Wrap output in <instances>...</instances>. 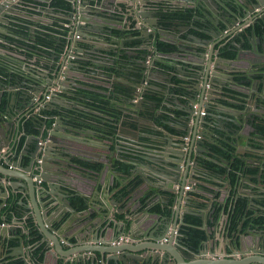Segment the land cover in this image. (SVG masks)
I'll list each match as a JSON object with an SVG mask.
<instances>
[{
	"label": "water",
	"instance_id": "obj_1",
	"mask_svg": "<svg viewBox=\"0 0 264 264\" xmlns=\"http://www.w3.org/2000/svg\"><path fill=\"white\" fill-rule=\"evenodd\" d=\"M72 1L70 6L71 11L67 13L69 15L68 20L70 21L71 31L66 32L68 35L64 43H62V40L59 42L63 50L59 53L54 48L53 54L50 55L52 61H42L37 64L32 61L39 68L35 71L38 76H34L40 81L39 84L32 86V90L37 93L40 90L42 93L47 94L54 86L58 87H54L56 89L51 92V99L45 102V106L41 108L48 112H53L48 116L54 118V122L49 126L47 120L39 119L38 125L40 124V128L38 135L28 133L23 120L17 118V114L24 109L26 103L23 104L22 102L21 104L22 100H16L15 96H10L11 106L7 108L6 124L13 130V136H16L15 143L20 141L22 135L25 136V144L18 155L19 157L21 153L30 155V170L37 159H41V172L39 175L43 181L48 183L47 187L42 186L38 188L35 184L32 187L29 179L22 177L23 181L20 185H11L14 190L24 194L20 198L21 208L19 211H12L15 214V221H19L18 215L20 212L24 213L23 215L36 214L37 221L35 222L37 229L41 235V241L45 244V257L48 255L53 256V264H58V255H62V259H67L66 263L86 264L84 257H87L88 253H90L91 263L96 264L97 252L101 253L100 259L102 264H141L143 261H149L150 264H181L182 260L184 262H186V259L195 260L197 254H201L205 258L208 253L214 251L213 247L210 249L204 247L209 240H202L200 246L197 248L193 246L188 247L183 240L184 235L181 231L186 224V216L188 214L200 216L208 231L209 223L208 221L206 223V220L213 221L212 215L216 210L211 204L212 213L206 219L204 212L194 211L190 208H199V205L193 202L196 199L194 200L191 196V192L202 190L210 193L208 190L209 186L205 182L219 179L209 173V169L202 161V158L207 157L208 153H210L206 147V140L211 141L212 139L208 138V136H214L215 134V132L206 134L204 131L207 129L206 123L208 120H211L213 124L220 126L225 124V122H220V118L225 120L231 119L235 127H229V132L232 134L234 145H237L239 138L242 136L246 139L245 144L247 147H253V144H262L263 133L255 125V121L257 118H260L264 122V89L261 91L256 90L257 83H261L264 86V42H262L264 36H257L254 29H250L249 31L244 29L239 32L238 25L242 24L240 28H243L244 23L255 25L261 22L264 25V0H232V2H229V0H185L200 5L204 10V14L210 19L212 25L208 23L204 24L205 27L201 30L211 37L202 38L194 33H188L186 34L187 38L192 39L195 43L188 46L179 38L174 41L169 40L170 43L176 46V49L163 53H160L156 49L151 37L157 33L164 34L166 33L165 30H181L183 23L176 21L174 26L168 27L162 22V15L159 12L161 9V3L159 2L161 0H113L116 4L113 5L111 12L119 13L126 17V22L128 23L127 29L134 28L139 30V35L132 36V38L140 41L146 47H151L152 49L155 47L156 54H154L155 57H152L151 60L146 58L148 56L146 53L139 54V51L134 47L125 46V39H120L111 30V28H116V26H109L110 24L105 23L106 21L112 22L113 19L109 16H100L98 6L103 0H100V3H97L95 7L91 6V2L96 0ZM153 1L158 3L156 4ZM173 3L175 4V1ZM27 5H34V3L30 0H0V42L8 41L9 35L14 36L16 28H13L12 23L18 21L17 17L20 16L18 10ZM165 10L167 9L164 8ZM178 23L179 25H177ZM227 28L235 29L234 32L239 36V41L232 42V44L239 47L235 59H225L220 50L217 49L219 43L225 41L226 37H229L233 33L227 34L225 32ZM31 30L35 32L36 29L32 28ZM71 32H73V36H71ZM98 35H108L109 40L115 39L113 41L116 44L120 42L121 48L127 47L129 49L123 52L130 54L132 58L129 59L128 57L127 59H123L124 61L122 62L118 58V54L113 46L100 48V52L97 53L100 46L98 42L85 41V43L91 45V48H83L80 45L84 42V38L100 41L101 37ZM81 36H83V39H81ZM32 37L34 36L32 35ZM249 43L251 44V48L245 49V46L249 45ZM211 44L213 45L210 47ZM0 49L2 50L3 48L0 46ZM181 51L184 52V56L188 57L189 62L185 63L183 60L172 59L169 62H173V64H169L166 62L168 61L167 58H162L163 55L173 53L178 55ZM185 52L187 53L185 54ZM9 53L12 55L16 54L10 51ZM87 54H92L90 59L87 57ZM99 55L108 61L107 64L99 63V68L103 73L100 75L111 83V91L114 92L116 89L114 87L115 80L125 79L128 87L132 89L129 94L124 93V96L127 97L125 103H129L126 107L121 108L125 117L127 118L128 115L135 117L138 129L148 128L150 131L155 130L157 132L148 133L140 130V134H135V138L138 141H140L141 135L153 139V147L145 145H138L137 147L126 146L138 160L141 159L136 162L137 164H134L133 173L139 171V164H141L150 170L147 172L148 174L157 177L149 179L147 173H142V181L138 185H130L129 188H126V192H131L128 201H133L137 193L142 191L139 187L144 182H147L149 189L153 190L154 188L156 192L159 190L165 194L163 203L167 205L170 213L167 216L157 213L158 217L154 220L149 219L152 213L143 209L141 212L143 216H146L145 219H142L143 216L137 219L132 216V228L128 234L122 229L124 223H126L125 221H122V224L117 222V228L116 226H111L108 222L102 229L99 226L95 231L96 236H100L101 231H103L104 241L92 244L91 247L80 244L82 247L87 248L68 252L61 243V234L58 233V229L52 226L47 219L49 214L45 207L52 201L45 205L43 202L58 197V201L60 202L58 204H63V207L68 206L70 211L74 213L78 211L73 206L72 197H83L82 199L87 206H93L94 204V201L88 195L81 192L71 195L64 192L62 187L63 185L68 186L71 183L70 176L75 171V168H82L81 163L73 162V152L76 151L80 154L78 158L80 161L84 160L92 163L95 161L93 159L95 156L102 157V154L93 152L91 147L100 146L104 148L103 145L98 143L106 144L101 140L102 137L98 131L71 125L60 110L63 108H77L83 111L94 112V109L78 103L71 97L76 95V89L82 87L83 83L80 81L85 80H78L77 78L80 75L82 76V74L84 77L86 76L88 66L91 68L95 67V65L89 62H93L95 57L98 58ZM245 55L250 56L247 67L228 70V64L244 58ZM28 61L31 62V60ZM166 66H168V69ZM184 66L186 67L184 68ZM114 70H117L120 75L118 72H114ZM71 71H77L78 75H69ZM92 73L94 74V72ZM180 73H183V76H179ZM234 73H246L250 80H237ZM173 75L180 79L179 83L173 80ZM238 75L240 76V74ZM74 76H77V78H74ZM51 80L56 84H53ZM236 86H240L245 90H240ZM226 88L235 92L240 91L248 96L245 99L246 107L244 111L240 114L232 113V115L237 116L236 118L226 117L223 114L227 111L224 109V105L220 103V100L227 99V94L229 93L225 90ZM251 90L257 91V95H251L249 92ZM182 98L186 99V102ZM259 101L261 102L259 103ZM195 103L199 104L196 109L194 108ZM251 103H255L256 110H259L254 115L250 107ZM179 105L182 106L179 107ZM204 107L206 113L203 115L201 112ZM215 108L219 110V114L212 112ZM177 109L181 110L179 115L176 112ZM54 110H59V112H54ZM165 114L168 117L164 119V122L168 124L169 128L158 123V117ZM242 115H244V121L241 120ZM147 125L150 127H147ZM155 126L157 127L155 128ZM199 127H203L204 132H200ZM199 135L200 137H197ZM0 136L1 151L4 146H8V142L10 141L7 133L2 130L1 126ZM43 137L44 142L42 143ZM186 137H189V140ZM119 144L122 150L125 145L122 142H119ZM9 149L11 151L15 150V146L13 145ZM2 154V159L13 163L8 156V152ZM217 161L226 164V166H229L230 163L224 158H219ZM259 163L264 164V161L260 160ZM12 165L13 167L16 166L14 163ZM20 167L23 169L21 165ZM104 167H110V165L105 163ZM90 170L94 171L92 168ZM230 172L231 168H228V175ZM116 176L124 177L127 175L115 172ZM50 177L53 178V183H50ZM203 184L206 188L203 187ZM187 185L191 187V190L190 188H186ZM133 190L136 192H133ZM0 193L2 205L8 204L7 196L4 195V193H8V190L6 192V188L1 180ZM252 194L254 195V193H250V198H252ZM25 195L28 196L26 201L23 200ZM61 195L64 197H61ZM121 195L122 198L127 197L125 196V191ZM111 201L113 203L118 202L116 198H112ZM253 202V199H250L249 204L251 207H254ZM113 203L107 200L104 201L99 207L100 213L104 214L105 217L111 216L113 213L111 208ZM102 222L103 218L99 217L97 221H93V224H101ZM134 223L137 224V230L142 231L145 239H147L145 240L147 244L144 243L138 248L134 247V241L131 243L132 246L127 244L130 242H126L125 240L119 242V237L121 236L128 235L131 239L135 237L136 230L133 227ZM112 229H114L113 234L109 233ZM25 232L29 233L27 228H20L19 233L17 226H11L7 229L1 227V248H4L8 240L16 238L18 245L8 249L12 252L17 251V249H23ZM255 232L257 233V238L254 237L255 243L249 242L245 244L249 251L254 250L255 247L261 248L260 241L264 239L262 236L263 232L260 230H256ZM243 237H246V235ZM54 246L55 248L58 247L57 252L59 254L53 249ZM242 247L243 243L241 241L239 247L235 249L239 251ZM59 248L62 251H59ZM144 250L146 252H143ZM260 251L264 254V244ZM9 257L18 258L21 264H41L39 261H35L33 257L31 258V255L29 256V254L22 251L16 253L10 252ZM189 264L220 263L207 260L201 263L193 262Z\"/></svg>",
	"mask_w": 264,
	"mask_h": 264
},
{
	"label": "crops",
	"instance_id": "obj_2",
	"mask_svg": "<svg viewBox=\"0 0 264 264\" xmlns=\"http://www.w3.org/2000/svg\"><path fill=\"white\" fill-rule=\"evenodd\" d=\"M34 3V5H27L23 8H20L18 10L20 16L17 17L18 21L13 22V28H16L14 31V36H8V41H1L0 46L3 48L0 49V64H4L5 70H8L10 76H3L0 74V110L2 105V99L7 98L5 102V107L2 112L0 113V126L2 127V130L7 133L8 138L10 141L8 142V146H4L0 151V180L4 184L6 188V192L8 190V193H4V195L7 196V203L16 202V204L21 207V197L24 195L19 191H16L12 188L11 185H20L23 181L22 177H27L30 181V185L33 187V184H35L38 188H41L42 186H48V183L43 181L39 182L38 180L34 179V175L38 172L34 171L33 167L30 170V155H26L21 153V156L19 157L18 153L21 151L23 145L25 144V136H21L20 141L16 142V136H13V130L11 127L7 126V108L11 106L10 104V96H15L16 100H22L21 104L23 102L26 103L24 105V109L17 114V118L23 120L24 124L27 123L29 120V123L32 122V118L34 116L40 117V112L42 111L41 106L39 105L40 101L36 100L37 97L36 94L40 95L41 98H43L46 93H42L40 90L39 92H34L32 90V86L34 84H39L40 81L35 78L34 75L38 76V74L35 72L36 69H39L37 66H35L32 61H34L36 64L38 62H49L52 61L51 56L54 52V48L58 45L60 40H63L64 38H67L66 32H70V21L68 20L69 15L68 12L71 11L70 8L66 7H60L57 6V4L53 3V0H30ZM70 3L73 2L72 0H68ZM78 2H81L83 0H77ZM113 0H103L102 3H100V0L92 1L91 6L95 7L97 3H100L98 6V12L101 14L100 16H109L113 19V21H106L105 23L110 24L109 26H116V28H111V30L120 37V39H125L124 44L125 46H132L137 51L141 53H146L148 55L147 59L154 58V54H156L155 47L153 49L151 47H146L145 45L141 44L140 41H135V39L132 38V36L139 35V30L130 28L127 29L128 23L126 22V17L124 15H121L119 13L111 12L113 5L116 4ZM117 1V0H116ZM175 1V4L173 3ZM154 3H158L156 1H153ZM160 6L166 7L170 6L171 8H182V9H192V18L196 17V13H199L205 17V22L210 23L211 21L209 18L204 14V10L202 11L201 6L197 5L196 3H192L190 1L185 0H161ZM215 16V15H214ZM199 20L200 23L202 20ZM247 20V19H246ZM203 22V23H205ZM104 23V24H105ZM103 24V23H102ZM195 24V23H194ZM211 24V23H210ZM133 25V24H132ZM179 25V24H177ZM212 25V24H211ZM242 25V24H241ZM240 24L238 25L239 32L243 31L244 29L250 30L253 29L254 25L250 24H243V28H240ZM38 26V27H36ZM201 27L197 25H193L192 19H188L187 24H183V27L181 30H165L166 33L159 34L151 37V40L153 41V44L155 46V39L159 38V40L163 42L170 43L169 40L174 41L175 39H180L181 41L185 42L188 46L195 43L192 39L190 40L187 38L186 34L188 33H194L197 31H200V34H197L201 36L202 38H210L211 36L203 32L201 29L205 26L200 25ZM32 28L36 29L35 32H32ZM250 28V29H249ZM235 30V29H234ZM234 30L227 28L225 31L227 34H230L229 37H226L225 41H222L217 46V49L220 50L226 45V43L231 40L232 42L239 41V36L237 33L234 32ZM241 30V31H240ZM71 36H73V32L70 33ZM32 35L34 37H32ZM92 36V35H91ZM100 41H93V39L84 38L81 36V39L84 40L80 45L83 48H91L90 44L85 43V41H91L95 43H99L98 52H100V48L104 47H112L117 48L115 46L121 47L120 42L118 44L115 43V39H110L109 36H101ZM246 36V35H245ZM258 36V35H257ZM264 36V35H263ZM46 38L47 42L51 41L52 48L50 45L43 46L44 43H41L40 38ZM247 37V36H246ZM262 37V36H261ZM109 42H107V41ZM214 40V39H213ZM132 41H135V44H131ZM216 41V40H215ZM264 42V40H263ZM172 44V43H170ZM174 45V44H173ZM213 44L210 45V47ZM236 46V47H235ZM234 47L237 48L239 51V47L235 45ZM44 47H47L44 48ZM50 47V48H49ZM176 47V46H175ZM146 48V49H145ZM251 44L245 46V49H250ZM6 49V50H5ZM128 48L125 47V50ZM10 52L16 53L15 55H12ZM164 51H160V53H163ZM168 52V51H166ZM184 52L181 51L180 54L175 55L168 54L163 55L162 58H167L168 61H166L169 64H173V62H169V60H183L186 62H189L188 57L184 54ZM187 52H185L186 54ZM238 53V52H237ZM92 54H87V57L90 59ZM162 56V55H160ZM223 56V55H222ZM237 56V55H236ZM234 58H228L223 56L225 59H235ZM249 55H245L244 58L240 60H235L232 64H228V70L234 69H243L249 65ZM36 59V60H35ZM28 60H31L28 61ZM95 61V62H94ZM165 61V59H164ZM32 63V64H31ZM90 64L95 65V67H87L86 71L87 74L84 77L80 75L78 78L77 76H74V78H77L78 80L85 79L84 81H80L82 84V87L78 88V92L80 90H86L89 94L99 97L100 99H103L104 102L108 104L107 107L109 109L114 108L116 110V115L112 116L108 113L110 111L108 109H105L104 111L100 109H94V112H89L94 117L91 122L94 120L95 122L102 123L107 122L106 127L112 126L114 127V131L111 132L109 128H107V131L100 132L103 142L106 144L103 145L104 148L100 146H96L95 148L91 147V150L93 152L102 154V157L93 158L95 161L92 163H101L102 167L99 170H90L91 167L85 166L81 163V161L78 159L80 154L78 152H73L72 160L74 163H78L82 166V168H75V171L71 174V183L67 185H63L64 192L69 193L71 195H76L78 192H81L85 195H88L91 200H93L94 204L93 206H87L84 208H80L78 204L74 203L73 206L77 208V213L71 212L69 207H63V204L58 201V197H56L53 200H45L43 204H47L50 201L49 205H46L45 209L48 211V221L49 223L58 229V233L61 234V243L65 250L68 252L77 251L82 248L80 244H84V246L91 247L92 244H97L101 241H104L105 237H103V231H101L100 236H96V229L99 228V226L102 227L105 226L108 222L111 226L115 227L117 222H120L122 224V221H125L123 226V231L125 233L131 232V223H132V216L136 219L139 218L142 215L143 209H146L150 213L149 219H157V213L164 214V216L168 215V213H165V211L169 210L167 208V205L163 203L165 199V194L161 193L159 190L157 192L153 188V190L149 189L147 182H144L143 185L139 188H141L142 191H139L136 195V197L133 199V201H128L130 198L131 192H126V187H130V183L134 179H137L138 182L133 183L131 185H138L142 180L141 176H143L142 173H147L150 170L143 165L139 164V171L133 173L134 164H137L136 162L140 161L141 159H137V157L129 151L126 146L128 147H137L138 145L142 146H151L153 147V139L146 137L144 135H141L140 141H138L135 138V134H140V130L142 132H148V133H157L155 130L150 131L148 128H137L136 126V120L135 117H131L130 115L127 116V118L124 115V112L121 110V108L126 107V105H129L125 103L127 100V97L124 96V93L119 89L117 86L115 87V91H111V83H109V80L103 78L100 74L102 73V70L99 68L100 64L104 63L103 57L99 55V57H95V60L90 61ZM100 63V64H99ZM89 65V64H88ZM161 65H164L161 63ZM86 66V65H85ZM168 67V66H166ZM186 66H184L185 68ZM94 72V74L92 73ZM96 73V74H95ZM78 75L77 71H71L69 72V75ZM240 74V76L238 75ZM256 74H262V73H256ZM46 75V74H45ZM12 76V77H11ZM179 76H183V73H180ZM234 76L237 80L244 79V80H250V78L246 75V73H234ZM56 80V79H55ZM114 80V79H112ZM173 80L176 82H180V79L173 75ZM52 81V80H51ZM53 84H56L54 81H52ZM115 82L119 83H125L127 84L126 79L125 80H115ZM177 82V83H178ZM57 87V86H54ZM50 89L48 93L53 92L56 88ZM237 88L242 89L240 86H236ZM58 88V87H57ZM264 89V86L261 83L256 84V90L261 91ZM24 90L23 92H21ZM227 90L229 94H227V99H221L220 103L224 105V109L226 113H223L226 115V117H232L236 118L237 116L232 115V113H238L240 114L242 111H244L246 107L245 99L248 98L246 94L241 93L240 91H231L230 89ZM251 95L254 96L257 95V91H249ZM22 93V94H21ZM80 94V92H79ZM259 94V93H258ZM23 95V96H22ZM250 95V96H251ZM93 96L86 98V100L83 98V95L73 96L72 99H75L78 103H81L80 101H94ZM40 98V100H41ZM185 98V97H184ZM183 99L184 102H186V99ZM251 99V98H250ZM32 101V102H31ZM96 102V101H94ZM253 102V101H252ZM261 101H259L260 103ZM198 104V103H196ZM182 105H179V107ZM199 106V104H198ZM251 110H253V115L258 113L259 110H256L255 103L250 104ZM161 109V108H160ZM205 109V107L203 108ZM81 110V109H78ZM207 110V109H206ZM176 112L178 115L181 113L180 109H177ZM212 112L219 114V110L217 108L213 109ZM23 116V117H20ZM50 116H44L40 117L41 120H47ZM220 122H225V124H222L220 126L215 125L211 122V120H208L206 123V128L204 131L207 133L215 132L214 136L209 135L208 138H211V141L206 140V147L210 151L209 147L210 145H218L220 148L226 151L225 146L226 144L230 145L235 150V156L240 157L243 161V163L250 168H253L255 166H259V170L263 169L264 164L259 163L260 160L264 161V133H263V139L261 145L253 144V147H247L246 146V139L242 136L239 138V142H237V145L233 144V138L232 134L229 132V127H235L233 121L231 119H219ZM242 121H244V115H242ZM263 120L260 118H257L255 121V125L257 126L260 124ZM264 124V123H263ZM93 125H96L94 123ZM101 124L100 126H102ZM99 126V125H97ZM146 127V126H145ZM147 127H150L147 125ZM152 127V126H151ZM157 126H155L156 128ZM89 129H93L91 127H86ZM258 128L260 129L261 127ZM200 132L203 131V127L198 128ZM95 130V129H94ZM29 133H33L29 130ZM22 134V133H21ZM112 134V135H111ZM88 135V134H87ZM197 137H200L197 136ZM1 138V136H0ZM119 142H122L125 147L121 150V145ZM33 144V143H32ZM31 144V145H32ZM156 144V142H155ZM15 146V150H10L11 146ZM78 148V146H77ZM8 152V156L12 160V162L16 165L13 167V163L7 162L5 159H2L3 154ZM207 157H211L213 159H216L215 161L221 157L219 155H213L211 152L208 153ZM204 158V159H207ZM41 158V157H40ZM225 158V157H224ZM39 158L37 159V161ZM36 161V163H37ZM84 161V160H83ZM214 161V162H215ZM228 161L231 163L232 160ZM87 162V161H85ZM122 162L125 164L132 165V171L127 176H116L115 172L121 173L118 169L115 168V164ZM90 163V162H89ZM105 163L109 164L110 167H104ZM220 163V162H219ZM222 164L223 167L226 168V164ZM20 165L23 167L21 169ZM228 168H226V171H224L223 175H215L218 177V180H211V182H205L207 183L208 190L210 193L197 190L191 192V196L194 198V203L199 205V208L190 207L194 211H202L204 212L205 218H209V214L211 212V204L213 207L216 208L215 213L212 215V220L207 219L206 223L208 221L209 223V229L205 228L204 222L202 221L200 228L205 232L206 239L209 241L204 245V247H207V249H210L213 247V252L208 253L205 258L202 257L201 254L196 255L195 260H189L186 259V262L182 260L181 264H189V263H201L205 262L207 260L216 261L220 264H262L264 263V254L260 251L262 248V245L264 244V239L260 241L261 248L255 247L254 250H250L246 248L245 244H248L249 242L255 243L254 237L257 238V233L255 232L256 229H245L242 230V218L236 220L234 218V211L236 207H239L241 204L238 202L239 198H244L246 203V209L252 208L250 206V199H254L255 197L263 198L264 199V183H261L259 173L257 174H251L247 173V171L241 166L240 169L238 167L234 168L232 167L230 174L228 175ZM148 174V173H147ZM149 179L157 178L152 174H148ZM51 176V175H50ZM40 177V175H39ZM51 181L50 183H53V178L50 177ZM202 182V180H200ZM230 181V183H228ZM128 183V184H127ZM231 184V185H230ZM204 185V184H203ZM126 186V187H125ZM238 186V188H237ZM125 190H124V188ZM204 188L205 185L203 186ZM191 190V187H190ZM125 191V198H122L121 193ZM240 191V192H239ZM133 192H136L133 190ZM143 192V193H142ZM250 193H254L252 198H250ZM149 194V195H148ZM146 199V205L143 206V197L147 196ZM1 197V193H0ZM28 196H24L23 200L26 201ZM61 197H64L61 195ZM83 198V197H82ZM112 198L117 199V203H113L111 201ZM109 201L112 204V215L105 217L104 214L100 213L99 207L104 201ZM26 203V202H25ZM2 201L0 199V228L5 227L6 229L11 226H17L19 228H27V220L30 217V215H23L19 214L18 219L19 221H15V214L12 213L18 212L16 208H13V206L10 208L7 207V204L2 205ZM158 204L160 206L159 211H151L150 208L154 205ZM238 205V206H237ZM11 206V205H10ZM255 207V206H254ZM188 208V207H187ZM256 208V207H255ZM260 209V208H259ZM264 209V207H263ZM37 212V210H36ZM189 215V214H188ZM196 215V214H191ZM40 216V214H39ZM198 216V215H196ZM31 217L34 219V221H37L36 214L34 213L31 215ZM99 217L103 218V222L97 223L96 225L93 224V221H97ZM146 216H143L142 219H145ZM200 217V216H199ZM201 219V218H200ZM236 222V223H235ZM205 223V224H206ZM133 227L135 228V237L127 243L130 246H132L131 243H135V248H138L139 246L146 243L145 235L142 231L137 230V224H133ZM117 228V226H116ZM117 230V229H116ZM115 230V232H116ZM26 231V230H25ZM87 231V232H86ZM114 229L110 230L109 233L113 234ZM263 232V231H261ZM246 235V237H243ZM262 236L264 237V232L262 233ZM32 238L29 236V233L25 232L24 234V242H23V249H17V251H11L10 247L18 245L16 242V238H12L7 241L4 248H1V240L0 237V264H21L20 260L18 258H11L9 257V253H16V252H24L26 254L31 255V258L33 257V250L37 248L40 244H44V242L39 239L37 242H34V240H31ZM243 243L242 249L239 251H236L235 248L239 247V244ZM259 241V239H258ZM45 246V244H44ZM98 247V246H97ZM56 252L58 247L53 248ZM242 250V252H241ZM59 251L60 250L59 248ZM143 252H146L145 250ZM58 253V252H57ZM78 253V252H77ZM59 254V253H58ZM57 254V255H58ZM90 253H88L87 257H84V260L86 264H92L90 261ZM100 252H97L96 256V264H102L101 263V256ZM205 255V254H204ZM30 258V259H31ZM58 261L66 263L67 259H62V255L57 256ZM35 260V258L33 257ZM37 261V260H35ZM66 261V262H65ZM41 264H53V256L48 255L47 257L44 256V260H41ZM71 263V262H68ZM141 264H150L149 261H143Z\"/></svg>",
	"mask_w": 264,
	"mask_h": 264
},
{
	"label": "trees",
	"instance_id": "obj_3",
	"mask_svg": "<svg viewBox=\"0 0 264 264\" xmlns=\"http://www.w3.org/2000/svg\"><path fill=\"white\" fill-rule=\"evenodd\" d=\"M230 1L232 2V0H229V2ZM53 3L57 4V6H60V7L70 8V6H71V3L68 0H53ZM164 8H166L167 10L164 11ZM159 12L162 15V18H161L162 22L168 27L174 26L176 21H181V23L187 24L188 19H192L193 25H197L199 27H201L200 25H202V23H200L199 20H195L197 18H195V19H194V17L192 18V15H193L192 9L171 8L170 6H166V7L162 6L161 9L159 10ZM197 14H199V13H196L195 15H197ZM198 19L202 20L201 18H198ZM253 29L255 30V32L258 36L261 37L264 35L263 23H261V22L256 23L254 25ZM195 33H196V35L199 34L202 36V34H200V31H197ZM40 41H41V43H44L43 46L50 45L51 48L53 47L52 46L53 43L51 41L47 42V39L44 37L40 38ZM65 41H66V38H64L62 40V43H64ZM135 41H132L131 44H135ZM234 46L235 45L232 44V41L229 40L226 43V45L221 49V54L225 57H228V58H234L238 52L237 48H235L236 46L235 47ZM155 47L158 51H164V52L176 49V47L173 44L163 42V41L159 40V38L155 39ZM44 48L47 49V47H44ZM62 50H63V47L61 46V43H58V45L55 47V51L61 53ZM3 65L4 64H0V74H2L3 76H8V75L10 76L8 70H5V67ZM166 68L168 69V67H166ZM117 87L119 89H121V91L123 93L129 94L132 91V89H130L129 87H124V85H122V84H119ZM23 91L24 90H22L21 92H23ZM82 94H83V98L85 100H86V98L92 97L94 95V94L91 95L87 92L82 93ZM6 100H7V98L3 97L1 110L4 109ZM85 100H82L80 102L83 103L84 105L88 106L91 109L96 108V109H100V111L101 110L104 111L105 109H107V111H108L109 108H107V107H110V106H108V104L106 102L103 101V99H100L99 97L93 96V100L96 102H94V101L89 102V101H85ZM1 110H0V113L2 112ZM109 110H110V111H108L109 114H111L112 116L116 115L117 111L114 110V108L109 109ZM57 111L59 112V110H54V112H57ZM60 111L64 114L65 118L67 119V121L69 123H73L75 125L82 126L85 128L91 127L93 129H95L96 131H98L99 133L107 131L108 130L107 128H109L111 132H113L115 129L112 126L106 127V125H104V124H107V122L105 123L102 121V123H98V122H95L94 120L91 122V120L94 118L91 115V113H92L91 111H83V110H78V109H66V108H63ZM89 112H91V113H89ZM52 113L53 112H48V111L42 109V111L40 112L39 115H40V117H44V116L51 115ZM34 117L38 118L39 116L38 117L34 116ZM167 117L168 116L166 114L159 116L158 117V119H159L158 123L160 125H164L165 127L169 128L168 124L166 122H164V119H166ZM32 120H33V118H32ZM53 122H54V118H52V117L48 118L47 124L49 126H51ZM94 123H96V125H93ZM263 123L264 122L262 121L258 125H259V127H261L260 130L264 133V124ZM29 124L30 123L28 120L26 125L28 126ZM101 124H103V125L100 126ZM97 125H99V126H97ZM258 125H257V127H258ZM28 129L31 132L37 131L31 125L28 127ZM208 147L210 149V152L213 155L224 156L225 157V158L223 157L224 159L232 160L231 163H229V166H226V168L232 169V167H233V169H234V168L238 167V169H240L242 166L247 171V173H251V174H256V173L258 174L259 173L261 183H264V167H263V169L259 170V166H255L253 168H250L248 165L246 166L240 157L235 156V150L230 145L226 144V146H225L226 151L223 150L222 148H220L221 146L219 147L218 145H210ZM204 158H206V157H204ZM204 158H202V161H203L204 165L207 166V168L210 171L209 173L212 176H215L216 174L221 176L224 174V171H226V168L223 167L222 164H220L219 162H216L215 161L216 159H213L211 157H207V159H204ZM81 163L84 164L85 166L91 167L94 170H99L102 167L101 163H89V162H85V161H81ZM132 167H133L132 165L125 164L122 162L115 164V168L118 169L119 171H121V173L126 174V175H128L132 171ZM136 182H138L137 179H134L133 183H136ZM133 183L131 181L130 185ZM124 190H125V188H124ZM148 195L144 196L142 198L143 199V206L146 205V203H147L146 199L148 198ZM71 199L75 204L77 203L80 208L86 207V204L84 203V201L81 197H72ZM244 200H245L244 198H239L238 202L241 205L239 207L235 208L233 219L237 218L236 220H238V219L242 218V223H241L242 224V228H241L242 230L250 228V229H256V230H260V231L264 232V209H263L264 199L255 197L253 199V201H254L253 206H255L256 208L252 207V208H247V209H246V203ZM8 206L10 208L13 206V208H16L17 210H19L21 208L14 201H13V203L11 202V204L8 203L7 207ZM150 210L151 211H159L160 206L158 204H156V205L152 206L150 208ZM165 213L169 214L170 210L165 211ZM20 214H22V213L20 212ZM26 222H27V227H28V231H29V236L32 238L31 240L32 241L34 240V242H37L40 239L41 235H39V231L37 229L36 222L34 221V219L31 216L28 218V220ZM201 223H202V221H201L199 216L189 214L186 216V224L183 226V229L181 231V233L184 235V240L192 243L194 247H199L201 241L206 239L205 232L200 228ZM44 256H45V247H44V244H40L37 248H35L33 250V257L35 258V260L42 263L41 260H44ZM58 264H65V263L59 261Z\"/></svg>",
	"mask_w": 264,
	"mask_h": 264
},
{
	"label": "flooded vegetation",
	"instance_id": "obj_4",
	"mask_svg": "<svg viewBox=\"0 0 264 264\" xmlns=\"http://www.w3.org/2000/svg\"><path fill=\"white\" fill-rule=\"evenodd\" d=\"M202 11H203V9H201ZM196 17L197 18H201L202 19V21H201V23H202V26H204V24H207L205 21V17L202 15V13L199 15V14H197L196 15ZM210 20V19H209ZM203 22H205V23H203ZM211 24H212V22H210ZM210 23H208L209 25H211ZM115 34H116V32H115ZM117 35V34H116ZM262 42H263V40H262ZM132 47V46H131ZM102 48V47H101ZM107 48H109V47H107ZM115 50H116V53L118 54V58L119 59H121L122 60V62L124 61L123 59H127L128 57H129V59H131L132 58V56L130 55V54H125L123 51H126L125 50V48H121V47H118L117 46V48H115ZM127 50H129V49H127ZM132 52V51H131ZM123 54V55H122ZM139 54H143V53H141V52H139ZM103 60H104V63L105 64H107L108 63V61L105 59V58H103ZM113 67V66H112ZM113 72V71H112ZM114 72H118L117 70H114ZM118 74L120 75V73L118 72ZM240 80H244V79H240ZM178 82V81H177ZM179 83V82H178ZM119 84H122V85H124V87H128V85L127 84H125V83H119V82H116L115 84H114V87H116V86H118ZM79 92H80V94H79ZM78 92V89H76V91H75V93H76V95L75 96H79V95H83L82 93H85V92H87L88 93V91H86V90H80ZM74 96V97H75ZM72 109H77V108H72ZM40 118L38 117V118H35V117H33V120H32V122L27 126L26 124V130L28 131V133H29V129H28V127L31 125L32 127H34L37 131H35V132H33V133H30V134H35V135H38V133H39V128H40V124L38 125V120H39ZM71 125H73V126H77V127H82V126H78V125H75V124H73V123H70ZM83 128H85V127H83ZM42 143L44 142V137L42 138ZM40 144H41V142H40ZM35 164H36V162H35ZM34 164V165H35ZM34 167V166H33ZM40 167H41V165H40ZM40 172H41V168H39V174H40ZM42 181V180H41ZM72 203L74 204V202L72 201ZM40 235V234H39ZM183 240H184V238H183ZM184 242L186 243V245L189 247V246H193V244L192 243H190V242H187L186 240H184ZM184 247H185V245H184ZM194 247V246H193ZM195 248H197V247H195ZM65 264H71V263H65ZM122 264V263H121Z\"/></svg>",
	"mask_w": 264,
	"mask_h": 264
},
{
	"label": "built area",
	"instance_id": "obj_5",
	"mask_svg": "<svg viewBox=\"0 0 264 264\" xmlns=\"http://www.w3.org/2000/svg\"><path fill=\"white\" fill-rule=\"evenodd\" d=\"M36 96H37V97H36L35 99L40 101L39 105L41 106V108L45 106V102H48V100L51 99V93L46 94L43 98H41V96H40L39 94L36 95ZM40 98H41V100H40ZM194 108H195V109L198 108V104L195 103V104H194ZM205 113H206V111H205V109H203L202 112H201V114L204 115ZM186 139L189 140V137H186ZM41 161H42V160L39 159V160L37 161V163L34 165V167H33L34 171L39 172V168H41V167H40ZM34 179H35V180H38L39 182H41V178L39 177V173H36V174L34 175ZM186 188L189 189L190 186L187 185ZM123 240L128 241V240H131V238H130V236H128V235L119 237V242H120V241H123ZM165 240H166V239H165Z\"/></svg>",
	"mask_w": 264,
	"mask_h": 264
}]
</instances>
